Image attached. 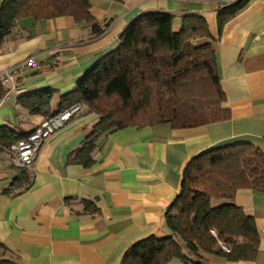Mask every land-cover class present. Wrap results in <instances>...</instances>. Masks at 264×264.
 <instances>
[{"label": "crops", "instance_id": "obj_1", "mask_svg": "<svg viewBox=\"0 0 264 264\" xmlns=\"http://www.w3.org/2000/svg\"><path fill=\"white\" fill-rule=\"evenodd\" d=\"M1 1V0H0ZM91 19L69 15L25 18L0 44V72L9 70L14 88L0 90V126L21 136L61 111L63 95L136 16L167 12L172 29L200 18L218 66L228 119L173 129L169 123L125 126L98 134L88 162L73 152L91 135L99 116L75 113L39 146L28 165V186L5 191L19 173L11 150L0 145V257L16 264H120L126 248L148 235L163 237L165 212L195 154L232 140H249L264 152V4L248 0L218 27V0H89ZM109 21L91 37L90 25ZM33 57L34 66L27 63ZM51 90L48 99L35 92ZM29 103L26 104L25 101ZM34 103V104H33ZM33 106V107H32ZM17 136V137H18ZM92 201L93 206L84 204ZM222 201V200H221ZM231 202L254 219L259 234L255 257L226 261L204 254L201 264H264V192L236 190ZM226 250V249H225ZM166 264H191L174 258Z\"/></svg>", "mask_w": 264, "mask_h": 264}, {"label": "trees", "instance_id": "obj_2", "mask_svg": "<svg viewBox=\"0 0 264 264\" xmlns=\"http://www.w3.org/2000/svg\"><path fill=\"white\" fill-rule=\"evenodd\" d=\"M247 1L220 5L218 27ZM89 8V0H1L0 44L15 35L22 19L69 15L86 22L91 19ZM172 23V16L162 11L136 16L118 34L117 45L96 59L63 95L62 110L78 103L79 113L99 116L91 135L73 152L75 159L86 164L98 134L125 126L169 123L176 129L228 119L211 42H198L208 38L203 21L184 19L179 31L172 29ZM108 25L109 21L92 23L90 36H99ZM0 90L4 93L5 88ZM42 92L32 94V100L48 99L52 93L49 88ZM17 136L0 126V145L8 147ZM15 167L19 173L7 192L28 186L26 166ZM244 187L264 192V152L253 142L236 139L195 154L184 165L179 190L165 212L169 234L136 240L123 252L120 264H166L174 258L201 264L204 254L229 262L253 259L259 243L254 219L231 202L236 190ZM84 204L93 206L89 200ZM0 249L6 247L0 243ZM0 264L16 263L0 257Z\"/></svg>", "mask_w": 264, "mask_h": 264}, {"label": "built area", "instance_id": "obj_3", "mask_svg": "<svg viewBox=\"0 0 264 264\" xmlns=\"http://www.w3.org/2000/svg\"><path fill=\"white\" fill-rule=\"evenodd\" d=\"M221 5L229 4L234 0H218ZM264 4V0H261ZM27 63L34 66L36 64L33 57L27 58ZM15 81L12 72L5 69L0 72V87L6 89L14 88ZM1 98V96H0ZM80 105L74 103L65 110L58 111L42 120L34 129L21 135L11 145L10 160L13 165L23 167L30 164L36 156L41 143L52 133L61 128L78 111ZM227 249L225 246H222Z\"/></svg>", "mask_w": 264, "mask_h": 264}]
</instances>
